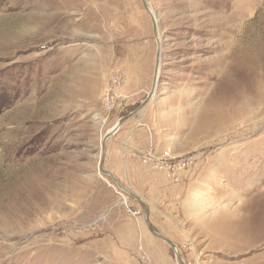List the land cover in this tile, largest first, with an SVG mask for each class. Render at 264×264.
<instances>
[{"label":"rangeland","instance_id":"374dc122","mask_svg":"<svg viewBox=\"0 0 264 264\" xmlns=\"http://www.w3.org/2000/svg\"><path fill=\"white\" fill-rule=\"evenodd\" d=\"M146 1L162 56L137 119L193 160L187 195L147 198L149 221L187 264H264V0ZM157 47L142 0H0V264H182L142 209L127 226L137 192L99 168L152 88L125 89L127 63L152 73ZM118 225L138 239L101 236Z\"/></svg>","mask_w":264,"mask_h":264},{"label":"crops","instance_id":"0c3cea01","mask_svg":"<svg viewBox=\"0 0 264 264\" xmlns=\"http://www.w3.org/2000/svg\"><path fill=\"white\" fill-rule=\"evenodd\" d=\"M142 48V50L151 53V47L149 45L143 46ZM130 64L131 63H127L126 67L125 78L127 79V83L124 86L125 89L128 84L144 86L150 77L149 75L153 74L154 76L155 68L152 70V73H150V70L146 71V69L143 67H131ZM130 95L132 96L134 93L132 92ZM135 115L133 118L131 117L121 124L120 128L107 139L105 143L104 165H106L105 169H108L113 173L115 180L119 184L120 182L126 181V184L128 183L127 185L130 188H134V190L137 192L136 194L129 190V193L134 196V202L133 200L131 202L133 208L142 209L144 211L143 202H146L145 204L148 206L150 214L149 220L154 223L160 218L157 216L156 209L151 206V203H148L149 205L147 204V198L153 200L156 203L165 202L172 204L174 201H177L179 197L187 195L186 183H188V181L191 179L192 174L188 173V170L190 169L189 168L188 170L181 172V178L179 182H174L167 178L163 172L153 170L150 166L142 163L140 160L132 156L135 155L134 153L138 152L139 150L147 149L152 143L150 136L151 134L148 136V131L144 128H140V126L144 124L139 121V118L137 119L138 113ZM110 129H108L105 134ZM167 148L170 147H163L162 150ZM143 218L145 219V217ZM126 219L130 223L127 226H135L136 220L130 214H128ZM120 226L121 225H118L108 232H103L101 236L105 237V235H109L110 237L117 238L120 242L125 241L131 243L138 239V234L135 229H123ZM142 236L144 240H147L149 237L145 231H142ZM159 254L160 256L158 257L161 260L160 263L175 264L173 258L169 256L168 252L166 253L163 251Z\"/></svg>","mask_w":264,"mask_h":264},{"label":"built area","instance_id":"2783aa9c","mask_svg":"<svg viewBox=\"0 0 264 264\" xmlns=\"http://www.w3.org/2000/svg\"><path fill=\"white\" fill-rule=\"evenodd\" d=\"M117 79H119V76L114 80V83L119 84L120 81ZM110 103L113 104V102ZM139 155L143 163L150 166L153 170L162 171L167 178L174 182H179L181 172L185 171L193 164L191 157L175 155L170 148L159 151L154 145L149 146L146 150H141ZM109 184L111 183L109 182ZM125 201L127 200L125 199ZM126 207V212L139 222V218L143 215V211L141 209L131 208L128 205H126Z\"/></svg>","mask_w":264,"mask_h":264},{"label":"water","instance_id":"95a60500","mask_svg":"<svg viewBox=\"0 0 264 264\" xmlns=\"http://www.w3.org/2000/svg\"><path fill=\"white\" fill-rule=\"evenodd\" d=\"M143 4H144V7L146 8V10L149 12V14L151 15V17L153 18V27H154V34H155V38L157 39V41L159 40L158 39V35H159V31H158V26H157V21L156 19L154 18V15L153 13L151 12V9L149 8L148 4H147V1L146 0H142ZM159 42V41H158ZM162 54V45L161 43L158 44V47H157V61H156V65H155V74H154V78H153V85H152V88L147 96V98L143 101V103L138 107L136 108L135 110H133L132 112H130L129 114L121 117L118 122L116 123L115 127L111 128L105 135H104V138H103V143H102V155H101V162H100V170L103 174H109L111 175V177L115 180V177L113 175V173L111 171H109L108 169H105L104 168V152H105V143L107 141V139L109 137H111L121 126V124H123L125 121H127L128 119H130L131 117H133L135 114H137L145 105H147L151 99L153 98L154 94H155V91H156V88H157V82H158V73H159V69H160V64H161V55ZM115 182H117L115 180ZM118 183V182H117ZM118 185L120 186L121 189L123 190H126V188H124L121 184L118 183ZM143 201V200H142ZM143 206H144V213H145V221H146V224L150 230V232L164 240L165 242H167L171 248L175 251L178 259L180 260V262L182 264H187L182 255L180 254V252L178 251V247L177 245L175 244V242H173L170 238H168L167 236L163 235L162 233L158 232L157 230H155L152 225L150 224V221H149V209H148V206L145 204V202H143Z\"/></svg>","mask_w":264,"mask_h":264},{"label":"bare ground","instance_id":"6f19581e","mask_svg":"<svg viewBox=\"0 0 264 264\" xmlns=\"http://www.w3.org/2000/svg\"><path fill=\"white\" fill-rule=\"evenodd\" d=\"M151 12L153 13L154 18L156 19V15H155V13H154L152 10H151ZM151 18H152V17H151ZM152 19H153V18H152ZM158 39H159V40H158L159 42L157 41V43L160 44V43H161V37H160L159 35H158ZM156 40H157V39H156ZM158 76H159V73H158ZM157 83H158V82H157ZM152 85H153V84H152ZM117 122H118V121H117ZM117 122H116V123H117ZM116 123L112 126V128L115 127ZM126 190L129 191L127 188H126ZM178 251H179V249H178Z\"/></svg>","mask_w":264,"mask_h":264}]
</instances>
